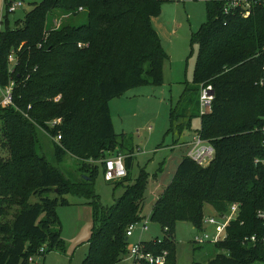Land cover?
Instances as JSON below:
<instances>
[{
	"label": "trees",
	"instance_id": "obj_1",
	"mask_svg": "<svg viewBox=\"0 0 264 264\" xmlns=\"http://www.w3.org/2000/svg\"><path fill=\"white\" fill-rule=\"evenodd\" d=\"M165 1L41 0L13 28L3 14L7 25L0 32V86L13 82V103H0V264H31L35 256L62 244L57 206L60 200L68 203V194L93 206L89 251L81 264H117L127 255V227L144 217L146 178L131 177L134 156L127 149V175L114 181L124 192L113 205L104 206L95 176L100 168L105 174L111 152L126 150V136L115 131L110 102L135 87L164 81L167 53L152 19L161 14ZM229 1H206V21L191 38L199 50L192 83L182 94L184 109L171 111L170 129L179 127L178 138L200 117L196 133L215 154L207 165L184 155L156 199L151 222L160 225L162 236L142 242L145 250L157 254L168 250L166 264H177L178 224L190 222L201 229L207 204L219 214L240 204L227 237L216 242L226 253L208 264L264 261V247L245 241L263 228L257 211L264 209V166L256 158L263 154L264 141L258 129L264 116V86L259 84L264 6L253 2L245 16L241 5L226 13ZM55 10L60 23L52 27ZM80 14L84 20L77 21ZM206 85L212 86L213 100L203 113L200 97ZM40 132L51 137L58 161L71 154L81 171L89 169L88 176L73 181L40 154ZM51 191L58 197L46 196ZM33 195L40 200L31 203Z\"/></svg>",
	"mask_w": 264,
	"mask_h": 264
},
{
	"label": "rangeland",
	"instance_id": "obj_2",
	"mask_svg": "<svg viewBox=\"0 0 264 264\" xmlns=\"http://www.w3.org/2000/svg\"><path fill=\"white\" fill-rule=\"evenodd\" d=\"M10 1H22L23 5L16 11L9 12L6 4ZM40 1L0 0V22L3 14L7 13L9 27H15L16 21L23 20L27 12ZM206 1L168 0L162 3L161 14L154 17L152 22L167 53L163 64V83L135 87L114 99L110 104L115 131L118 136L121 134L126 136V150L116 149L108 155V158L118 154L126 157L129 154L127 149L133 151L131 177L134 180L143 174L146 178L142 221L150 216L157 196L171 182L179 161L191 149V145L184 144V142L197 135L196 130L201 124L200 117H194L190 128L185 127L179 138V127L175 126L174 131L170 129L171 111L173 108L178 110V113L183 111L182 94L193 80L199 44L192 43L191 38L193 33L197 32L202 23L206 21ZM58 11L55 10L50 15L52 20L57 19L52 22V27L60 23ZM78 19L77 21L84 20L83 14H80ZM6 25L7 22L4 19L2 29H5ZM3 98L4 91L0 86V103ZM178 122H180L179 118L176 120V123ZM50 138L40 132L38 152L44 154L51 164L62 169L73 181H80L88 176L89 169L81 171L80 161L71 154L65 155L62 161H58ZM114 181H108L101 168L95 176V190L104 206L113 205L124 192V186L116 185ZM46 196L58 197L53 191ZM65 197L68 203L63 204L59 199L57 206V213L62 223V244L52 250H47L45 255L35 256L31 264H81L86 257L89 251L88 241L94 225L93 206L84 197L73 194L65 195ZM39 200L38 196L33 195L30 202L36 203ZM214 213L218 212L207 204L205 215L210 216ZM216 229V226L206 225V230L211 235ZM138 232L139 230L130 237L129 245L137 241ZM199 234L202 232L190 222L178 224L175 236L177 264H194L195 262L208 264L217 254L226 253L212 240L197 243L195 238ZM153 235L162 236V229L159 224L150 222L149 230L144 233L143 239ZM117 264H133V260L124 255V258Z\"/></svg>",
	"mask_w": 264,
	"mask_h": 264
},
{
	"label": "built area",
	"instance_id": "obj_3",
	"mask_svg": "<svg viewBox=\"0 0 264 264\" xmlns=\"http://www.w3.org/2000/svg\"><path fill=\"white\" fill-rule=\"evenodd\" d=\"M253 2L256 4H261L264 6V0H230L227 7L225 8V12L229 13L233 8L241 5L244 7L245 16H248L251 13V7ZM7 10L10 12H14L18 9V7L22 6V1H10L7 3ZM2 30V20L0 22V32ZM81 45V44H80ZM264 53V47L263 51ZM16 58L14 53L9 55V62L13 64ZM263 76L259 80V84L264 86V65H263ZM12 87L13 82H10L6 87L2 88L4 91V98L1 102L3 106H7L13 103V95H12ZM61 95H58L55 99L59 100ZM213 100L212 86L206 85L202 87L201 97H200V105L201 111L203 113L208 112L211 109V102ZM56 122H60V119L55 120ZM54 121V122H55ZM260 132L264 135V116L262 118V124L258 128ZM62 139V136L59 134L55 137V140L59 142ZM263 154L256 158V162L260 163L264 166V141L262 144ZM215 154L214 147L203 140L199 135H196L191 142V149L188 152V155L192 157L197 163L201 165H207L211 162ZM105 178L108 181H114L124 178L127 175V168L125 165L124 156L118 154L117 156L108 158L105 160ZM240 211V204H232L229 206L228 210L224 214L214 213L213 215L206 216L204 219V225L201 229H199L202 234L196 236L195 240L197 243H204L206 241L212 240L214 242H218L219 240L225 239L227 237V227L228 225L235 220ZM257 218L262 224V232L258 234H253L247 236L245 238L246 242L249 243H259L264 247V209H259L257 211ZM151 222V213L150 216L146 217L144 221L131 223L126 230L127 237L133 236L137 230H139V239L133 244L128 246L127 256L133 260V264H166L168 258V250H164L162 253H154L153 251L145 250V245L142 242V235L149 230V224ZM216 226L214 234H210L206 230V225ZM225 234V235H223ZM159 241H161L159 239ZM255 264H264V261L257 262Z\"/></svg>",
	"mask_w": 264,
	"mask_h": 264
},
{
	"label": "crops",
	"instance_id": "obj_4",
	"mask_svg": "<svg viewBox=\"0 0 264 264\" xmlns=\"http://www.w3.org/2000/svg\"><path fill=\"white\" fill-rule=\"evenodd\" d=\"M115 99H116V98H115ZM113 100H114V99H113ZM113 100H112V101H113ZM112 101L110 102V104L112 103ZM191 140H192V139H191ZM191 140H187V143H185V144H189V145H190V144H191V143H190ZM162 192H163V191H162ZM158 196H159V195H158ZM158 196H157V197H158ZM143 235H144V234H143ZM143 235H142V240H144V239H143ZM154 236H157V235H153V236L146 237V239H151V238H153ZM131 237H132V236H131ZM138 237H139V236H138ZM138 237H137V238H138ZM129 239H130V237H129ZM138 239H139V238H138ZM138 239H137V240H138Z\"/></svg>",
	"mask_w": 264,
	"mask_h": 264
}]
</instances>
